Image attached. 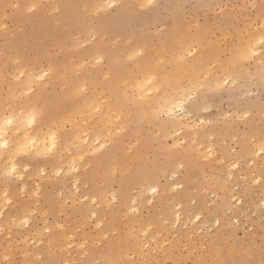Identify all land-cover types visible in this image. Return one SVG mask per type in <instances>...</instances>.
Masks as SVG:
<instances>
[{
    "label": "rangeland",
    "instance_id": "1",
    "mask_svg": "<svg viewBox=\"0 0 264 264\" xmlns=\"http://www.w3.org/2000/svg\"><path fill=\"white\" fill-rule=\"evenodd\" d=\"M118 1L79 0L60 17L61 1L44 0L55 5L42 19L34 0H0L3 109L62 105L66 117L68 86L88 77L99 96L105 73L126 95L123 129L96 150L84 151L67 121L58 132L83 154L77 194L63 149L22 168L28 189L11 177V201L0 210V264H264V0ZM139 60L170 82H148L151 94H136L128 78L150 72ZM57 72L61 84L48 83ZM33 73L41 74L28 82ZM177 93L188 94L186 109L160 114L157 102ZM107 96L108 107L119 101ZM151 186L159 187L156 202Z\"/></svg>",
    "mask_w": 264,
    "mask_h": 264
},
{
    "label": "bare ground",
    "instance_id": "2",
    "mask_svg": "<svg viewBox=\"0 0 264 264\" xmlns=\"http://www.w3.org/2000/svg\"><path fill=\"white\" fill-rule=\"evenodd\" d=\"M34 1L35 2H32L30 7H36L39 10V15L42 19L45 17L44 16V12H45L44 10L45 9H51L55 5V3H53V4H42V2L44 3V0H34ZM60 1H61L62 8H63L62 13L59 14L60 17H64L67 15L66 10L71 5H73L75 3H79V0H60ZM95 1H97V4H98V2L101 1L102 4L105 3L106 6H113V5H115V3H117V0H95ZM119 1H122V0H119ZM24 3H26V1ZM122 4H123V6H121V8L118 10L123 11L124 9H126V7L124 6V2ZM185 43L183 42L181 45L184 46ZM251 51H252V53L260 54L258 48H255V47L251 48ZM183 54H185V53H183ZM261 59H262V57H260L258 60H261ZM22 61H24V60H22ZM31 64H29V65H31ZM138 66L145 68V69H150V72H148L149 73L148 76H146V74L144 73L145 78H142L141 80L138 77L132 78V76H130L128 78V80L130 79V81L132 83L137 85L138 90H136L135 93L136 94L139 93V96L146 97V96H149L151 94V89L146 85L148 82L151 84L153 82V84H157L158 87H164L165 83L170 82V80H168V81L163 80L161 68H159L153 64L148 65V63L146 61H143V60L138 61ZM56 68L58 69L60 67L56 66ZM34 71L37 72V70H34ZM52 71L54 72V70H52ZM109 71H112V68H109ZM27 73H29V72H26V74ZM30 73H31V71H30ZM34 73L31 76H29V78L27 79L28 82H30V81L32 82V79L34 78V76H37V78H39L38 76H40V74H41V73L40 74H34ZM102 73H99V74H102ZM55 74H53V77L48 79V83L50 81L53 83L55 78L58 80L59 72H57ZM64 75H63V77H64ZM67 76H69V75L66 74V77ZM101 76L105 80H104V84L102 85L101 94L99 96H93L92 95L93 91L89 92L88 87L90 86V84L87 85V83H86V81L88 80V77H86V80L83 78H81V79L79 78L75 82L71 83L72 85H70V86L67 85L69 87L70 91L72 92V94H74V95H73V100L70 102L69 110L67 111L69 113V115L66 117H64V114H66V109H62L61 108L62 105L58 109L55 108L56 110H53L54 108L51 110L48 107V109H50V111L49 110L47 111L46 110L47 107H45V109L42 107V109L39 110L37 108V106H34V105H32L31 107L30 106L27 107V106H24L22 104H20L18 106V104H17V106H15L16 104H12L9 102L10 104L8 106L6 105L7 108L5 110L2 108V106H1L2 104L0 102V175H1V177L7 179V181H9L11 179V177H15V178H19V179H20V177L23 178V176H24L23 175V172H24L23 169L24 168L28 169L29 168L28 166H30V165H32V166L34 165L33 167H35L36 166L35 164H38L36 162L37 157H39L40 155L44 156L46 154H49V155L53 156L54 158H56V155L60 153V152L58 153L59 149H63V150H61V152L66 153V155H67L66 156V159H67L66 164L68 165V170H66V171H68L71 174L70 176L73 175V178H71V184H72V187L74 188L75 194H77V192L79 191V188H80V182H79V179L77 178V176H75L74 174L78 172L79 168L82 165L80 163V161L83 158V156H82L83 154L80 152H79V155L74 154L72 148L70 147V139L67 138V135H63L64 137L60 135L62 137V140L59 137L58 132L60 130H62V128H65V127H63L64 122L67 121L68 123H70L71 130L73 131L72 135L75 137L73 139L76 140L77 142H79L80 145H82L81 148H83L84 151L96 150V148L98 147L97 145L95 146L96 142H99V140H101L102 137H106L109 134H112L113 130L118 129L119 127H121L120 129L122 130L123 126L125 124V123L123 124V118L125 116L123 115V110H122V107L120 104V99H125V96H126L125 91L122 90V88L119 86L118 81L112 82V80L109 79L110 77L108 78L107 73L102 74ZM107 79H109V80H107ZM57 80H56V82L59 81V80L58 81ZM63 81H65L64 78H63ZM61 82L59 81L58 83L61 84ZM142 82H144V83H142ZM26 86H24V88ZM62 86H64V84ZM40 90H43V89H40ZM40 90H38V91H40ZM52 91H54V86L52 88ZM22 92H23V90H22ZM25 92H26V90H25ZM46 92H47V90H46ZM46 92H44L45 98H46V96L48 97V95L45 94ZM41 93L43 94V92H41ZM103 93L108 94L107 98L109 100L119 99V101H115L113 106L108 107V106H106L105 101H103L104 98L101 97V95ZM0 95H2V94H0ZM69 95H70V93H69ZM185 95L184 94L182 95V93H177V94L168 95L165 98H162L160 102H157V105H158L157 108L159 107L158 110H159L160 114H163L167 117H175L178 112L185 110L186 109V101L189 97L188 94L186 96ZM8 96H9V94H8ZM39 97L40 96H38V98ZM41 97H42V95H41ZM54 97H56L55 100H57V96H54ZM69 97H68V99H70ZM35 99L38 100L37 96H35ZM39 99H41V98H39ZM0 100H1V97H0ZM14 100L16 101V99H14ZM36 100H34V102ZM6 101L7 100H5L4 102H6ZM15 101H14V103H15ZM47 101H48V99H47ZM43 102H45V101H43ZM43 102H42V106H43ZM48 104H49V102H48ZM59 104H61V103H59ZM67 104H69V102ZM55 106H56V104H55ZM50 107H52V106H50ZM45 110L47 111V113H46L47 115L45 114ZM58 110H60V112ZM42 113H44L43 116H42ZM97 113H99V115H101V116H100L99 120H96L99 123V125L97 126V129L94 130L92 128V125L94 124L93 121H95V119L93 117H94V114H97ZM95 124H96V122H95ZM96 125L94 127H96ZM43 127H45V128H43ZM45 129H47V130L45 131ZM62 131L64 132V130H62ZM179 131H180V128H179ZM104 140L106 141V139H104ZM73 148H75V146ZM263 148H264V146H262V148H260L259 150H262ZM74 150H76V149H74ZM83 150H81V151L83 152ZM88 151H87V153H88ZM80 154H82V155H80ZM20 155L26 156V158H24L25 159L24 161L20 160L21 161L20 162L18 160V157ZM61 156L63 157V155H61ZM53 157H51L52 160H53ZM60 159H59V161H60ZM62 161H63V159H62ZM47 163H48V161H47ZM50 165H51L50 166L51 169L53 170L52 172H54V174H56V176L58 174H60V176L62 175L60 173L61 168H59L57 166L56 160L52 161V163ZM62 168H64V167H62ZM49 171H50V169H49ZM47 173H48V171H47ZM174 176H176V175L174 174ZM5 179H3V181ZM20 180H22L21 185H22L23 189L24 190L28 189V187H27L28 184L25 182V180L24 179H20ZM1 182H2V180H1ZM10 182L11 181L6 182L8 184H5L6 185L5 190L3 191V193H0V198L2 199V204H3V206H1V203H0V206H1L0 210L1 211L3 208H6L5 206L11 201V197H10L11 194L9 193V188L12 187V183H10ZM176 186H178V184H176ZM150 188H149L150 189L149 192H151L150 194H152L151 195L152 197H150V199L152 202L153 201L156 202L155 201V197H156L155 195L158 194L159 187L158 186H154V187L151 186ZM26 192H28V191H26ZM28 197H30V196H28ZM115 197L116 196H114V198ZM115 199H117V198H115ZM175 217H176V221L180 222L181 214H178ZM23 218H21L22 221L25 219V221H23V224L25 223V225H28L31 223L29 219H27V218L23 219ZM0 231H1V228H0Z\"/></svg>",
    "mask_w": 264,
    "mask_h": 264
}]
</instances>
